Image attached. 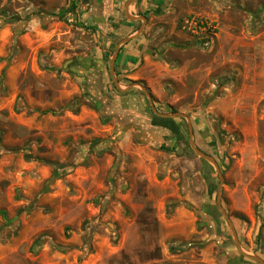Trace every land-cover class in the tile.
I'll return each mask as SVG.
<instances>
[{"label": "rangeland", "instance_id": "374dc122", "mask_svg": "<svg viewBox=\"0 0 264 264\" xmlns=\"http://www.w3.org/2000/svg\"><path fill=\"white\" fill-rule=\"evenodd\" d=\"M129 1L0 0V264H262L189 122L264 260V0H135L136 19ZM218 12L255 37L236 61ZM191 15L216 22L209 46Z\"/></svg>", "mask_w": 264, "mask_h": 264}, {"label": "crops", "instance_id": "0c3cea01", "mask_svg": "<svg viewBox=\"0 0 264 264\" xmlns=\"http://www.w3.org/2000/svg\"><path fill=\"white\" fill-rule=\"evenodd\" d=\"M159 1V0H158ZM144 3V2H143ZM158 2H156L157 5ZM150 5H154L153 3H150ZM142 11L150 9V7L154 6H140ZM219 9H221V6H218ZM129 8L126 9V15L128 16ZM218 18L221 20V29L219 33V38L217 41V44L215 48L217 49V54L216 56L220 55V53L225 51V47H228L227 53L231 54L230 61H236V57L239 58L241 54H247L248 50L250 47L254 46L255 42V37L252 33V29L250 27L249 22H234L231 20H227L224 16L221 15V12H218ZM132 17H138L136 14L135 16ZM137 21V20H136ZM142 27V26H141ZM152 27L151 23H148L145 26L144 32L142 34H139L137 37L130 39L128 42L124 44L122 48H120L118 53L119 55H122L121 58L124 62H130V59L133 57L134 60L131 61V64L134 67L140 66L142 62V57L141 54L143 51L148 49V45L150 42V38L148 37V31ZM132 35V34H131ZM130 35V36H131ZM156 37V36H155ZM154 37V38H155ZM166 44H169L166 41H163ZM162 42V43H163ZM163 43V44H164ZM149 54L151 51H147ZM244 56V55H243ZM120 57V56H119ZM146 63L144 65V69L146 70H153L156 63L153 62L151 58H149L147 55H145ZM218 60V58H216ZM128 64V63H127ZM162 65V64H161ZM132 69V68H130ZM141 69H139L137 72L133 74H128L127 77L133 78L135 80H138L139 83H143L141 80L142 79H147L151 80V78H147L142 73L140 72ZM127 71V70H126ZM173 76L176 77L177 75L175 74V71L169 70L168 72H164L163 74L161 73V76ZM131 88V87H129Z\"/></svg>", "mask_w": 264, "mask_h": 264}, {"label": "water", "instance_id": "95a60500", "mask_svg": "<svg viewBox=\"0 0 264 264\" xmlns=\"http://www.w3.org/2000/svg\"><path fill=\"white\" fill-rule=\"evenodd\" d=\"M134 1H135V0H130V1L128 2L127 6H126V9H128V8H129V5L131 4V2H134ZM128 16H129L130 18H132V19H136V17H132V16H130L129 14H128ZM140 32H141V29L139 30V33H140ZM130 39H131V37H130V38H126V39H124L123 41H121L120 44H119V47H120L123 43L129 41ZM118 53H119V49L115 51L114 59L112 60V69H111L112 74L114 75V80H115V82H116L117 85L119 84V82H118V80L115 78V68H114V65H115V59L117 58ZM144 91H145V93L147 94V96H148V98H149V101H150V103H151V105H152V108H153V110H154V112H155L156 114H158V115H160V116H162V117H178V116H182V117H186V118L190 121L189 117L185 116V115L182 114V113L163 114V113L158 112V111L155 109L154 105H153V100H152V97H151V95L149 94L148 90H147V89H144ZM189 124H190L191 146H192L193 150L195 151V153H196L198 156H200V157H202L203 159H205V160L211 162L212 164H214V165L216 166L217 170H218V173H219V176H220V186H219V194H218L217 203H218V205L220 206V209H221L223 215L226 217V219L229 221V223H230V225H231V227H232L233 234H234V236H235V238H236V243H237V246L239 247V250L241 251L242 254L248 256L249 258H252V259L258 260L259 262H261L262 264H264V260H263L262 258L257 257V256H249V255L245 254V252H243V249L241 248V244H240V242H239V240H238V238H237L236 231H235V229H234V227H233V223H232L231 219L229 218L228 214L225 212V210H224V209L222 208V206H221V192H222V188H223V176H222L221 170H220V168H219V166H218L216 160H215L212 156H210V155L204 153L203 151H201L199 148L196 147V145H195V141H194L193 138H192V137H193V129H192V126H191V122H189Z\"/></svg>", "mask_w": 264, "mask_h": 264}, {"label": "built area", "instance_id": "2783aa9c", "mask_svg": "<svg viewBox=\"0 0 264 264\" xmlns=\"http://www.w3.org/2000/svg\"><path fill=\"white\" fill-rule=\"evenodd\" d=\"M183 28L192 36H197L204 46L213 43L218 29L214 20L201 15L187 17L184 20Z\"/></svg>", "mask_w": 264, "mask_h": 264}]
</instances>
